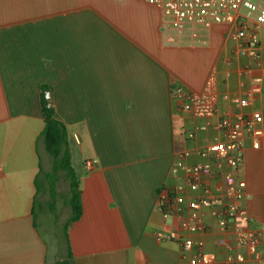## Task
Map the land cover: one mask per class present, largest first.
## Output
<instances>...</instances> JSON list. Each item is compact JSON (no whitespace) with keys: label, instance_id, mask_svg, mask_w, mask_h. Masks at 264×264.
Here are the masks:
<instances>
[{"label":"crops","instance_id":"obj_1","mask_svg":"<svg viewBox=\"0 0 264 264\" xmlns=\"http://www.w3.org/2000/svg\"><path fill=\"white\" fill-rule=\"evenodd\" d=\"M229 31L215 24L178 36L172 20L142 0H0V264H190L194 250L182 257L177 241H159L157 231L201 241L219 263L228 244L246 260L264 258V229L254 254L235 240L237 226L264 223V134L257 149L244 140L235 173L245 182L238 203L248 226L234 219L222 230L209 209L200 210L203 231L180 225L187 200L204 191L190 190L174 163L208 162L218 174L202 178L207 192L221 189L229 168L198 152L221 137L217 119L235 111L255 75L261 89L247 110L264 132V28L258 60L231 57ZM211 71L217 113L197 118L180 108L171 87L200 91ZM41 86L65 126L79 183L81 215L66 230L68 182L61 192L60 172L51 197L46 175L53 158L40 138ZM176 185L184 188L182 217H164L158 192Z\"/></svg>","mask_w":264,"mask_h":264},{"label":"built area","instance_id":"obj_2","mask_svg":"<svg viewBox=\"0 0 264 264\" xmlns=\"http://www.w3.org/2000/svg\"><path fill=\"white\" fill-rule=\"evenodd\" d=\"M157 7L162 15L172 20L178 36L188 31L192 37L196 36V28L208 29L215 24H228L229 37L234 41L231 57L245 56L252 60L260 58L259 31L264 28V0H142ZM245 12V13H244ZM172 40V36L170 37ZM244 73L251 72L250 65H245ZM251 84L244 94L234 100L235 111L231 115L219 117L215 128L220 131L221 137L201 148L198 154L212 160L216 168L225 164L229 170L222 172L223 186L215 192L208 193L204 176H214L218 171L208 162H197L193 165L185 164L182 160L174 163L176 168L184 171L186 183L190 190L202 189L204 193L187 200L189 213L182 217L184 204V188L176 185L172 188H162L157 195V205L164 217L177 215L182 217L180 225L187 231H203L205 222L200 210L209 209L220 229L224 230L234 219L241 220L248 226L250 216L247 209L238 203L243 194L245 182L236 179L235 173L242 164L241 147L244 140H248L254 149L259 148L260 138L264 132L257 124V114L247 110L254 94L260 92V76H252ZM216 75L211 71L200 91H193L174 85L171 87L172 98L179 103L182 110L197 118H211L217 113V92L215 87ZM204 129V126L201 127ZM76 138V136H75ZM189 155L188 151L180 154L181 158ZM86 168H91L92 161L84 162ZM219 204V206H218ZM260 228L236 227V245L245 247L250 254L257 251L261 239ZM155 237L159 241L176 240L180 246L181 256L194 250L188 256L190 264H264V258L255 261L244 259L241 253H233L228 244V253L222 263L218 262L214 252L203 249L201 241H195L173 231H157Z\"/></svg>","mask_w":264,"mask_h":264},{"label":"trees","instance_id":"obj_3","mask_svg":"<svg viewBox=\"0 0 264 264\" xmlns=\"http://www.w3.org/2000/svg\"><path fill=\"white\" fill-rule=\"evenodd\" d=\"M47 89V86H41L40 88V96L42 99L41 108L44 116V127L40 132V138L44 143L46 151L53 158L52 170L46 174L50 181L51 197L54 196L53 183L57 180L60 172L68 182V205L71 209V215L64 226L66 230L69 224L77 220L81 215L80 189L70 162L65 126L54 117L53 107L48 106L44 98V91ZM39 171H41V168Z\"/></svg>","mask_w":264,"mask_h":264},{"label":"rangeland","instance_id":"obj_4","mask_svg":"<svg viewBox=\"0 0 264 264\" xmlns=\"http://www.w3.org/2000/svg\"><path fill=\"white\" fill-rule=\"evenodd\" d=\"M58 186L61 192L67 187V180L64 178L62 174L59 175Z\"/></svg>","mask_w":264,"mask_h":264},{"label":"water","instance_id":"obj_5","mask_svg":"<svg viewBox=\"0 0 264 264\" xmlns=\"http://www.w3.org/2000/svg\"><path fill=\"white\" fill-rule=\"evenodd\" d=\"M44 95H45V99H46L47 104L50 105L51 101H50V93H49V91H45Z\"/></svg>","mask_w":264,"mask_h":264}]
</instances>
